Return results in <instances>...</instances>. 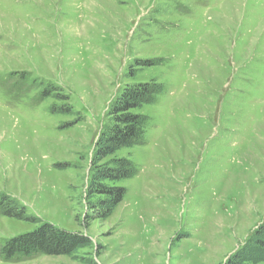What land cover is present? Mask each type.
<instances>
[{"label": "rangeland", "instance_id": "1", "mask_svg": "<svg viewBox=\"0 0 264 264\" xmlns=\"http://www.w3.org/2000/svg\"><path fill=\"white\" fill-rule=\"evenodd\" d=\"M151 80L145 141L115 154L137 172L87 217L109 106ZM0 193L88 235L93 264L224 262L264 220V0H0ZM36 227L0 215V264H83L3 257Z\"/></svg>", "mask_w": 264, "mask_h": 264}, {"label": "trees", "instance_id": "2", "mask_svg": "<svg viewBox=\"0 0 264 264\" xmlns=\"http://www.w3.org/2000/svg\"><path fill=\"white\" fill-rule=\"evenodd\" d=\"M145 64L146 62H139ZM49 86L44 92L48 97ZM164 91L155 80L125 85L108 109V120L97 138L90 159V175L86 187L87 217L105 219L112 214L126 194L119 182L132 178L137 170L133 162L115 154L123 148L142 145L148 116L139 112L146 104H152ZM58 99L61 97L57 96ZM61 113H70L67 108ZM0 215L37 224L30 232L8 240L2 248L5 259L22 260L38 255L67 256L83 264H93L84 249H92L88 235L67 231L42 221L26 212L18 201L0 193ZM264 262V220L246 239L244 245L226 257L220 264H262Z\"/></svg>", "mask_w": 264, "mask_h": 264}]
</instances>
